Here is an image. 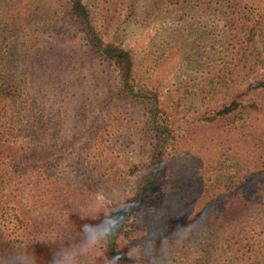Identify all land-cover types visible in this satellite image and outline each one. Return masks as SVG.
Returning a JSON list of instances; mask_svg holds the SVG:
<instances>
[{
	"label": "trees",
	"instance_id": "16d2710c",
	"mask_svg": "<svg viewBox=\"0 0 264 264\" xmlns=\"http://www.w3.org/2000/svg\"><path fill=\"white\" fill-rule=\"evenodd\" d=\"M18 6H22V0ZM205 7L215 8L224 22L220 41L227 46L231 64L228 72L223 70L226 79L222 74L223 80L217 81L218 92L230 93H224L215 107L194 119L212 130V138L213 128H219V143L238 137L247 168L241 171L239 181L233 183L228 177L219 189L210 182L212 166L206 164L200 176L197 174L199 181L185 190L181 185L184 180L170 169L166 153L174 124L161 121L166 112L156 88L136 90L135 60L120 43L117 31L129 24L157 22L170 9H187V13L196 15ZM247 8L252 9L250 15ZM46 13L42 17L46 19L44 29L50 31L46 41L53 38L56 47L42 51L43 56L52 58L49 65L44 60L42 63L48 71L50 92L55 91L56 97L61 92L68 94L70 80L66 73L72 75V64L80 63L84 68L88 62H95L114 67L122 94L145 100L148 107V124L154 135L151 169L122 206L108 215L103 239L106 259L112 264H141L132 252L121 255V248L130 247L121 239L126 237L133 215L144 211L150 191L169 173L166 186L174 197L180 195L182 206L205 211L208 217L200 225L207 234L196 244L198 253L185 264H264V0H60L53 13ZM78 38L80 47L72 44ZM25 58H31L30 52ZM4 60V53H0V264H25L26 259L32 264H52L53 240L62 233V226H70L67 218L80 198L76 189L55 176L63 160L55 148L63 118L60 120L59 112L45 117L36 110L39 103L30 84L38 78L40 69L30 64L21 69L5 67ZM206 143L210 144V138ZM36 154L41 158H34ZM36 159L40 163L34 166ZM31 203L51 205L55 212L41 220L33 219ZM7 216L20 220L18 231L5 228ZM135 222L138 224L137 219ZM149 231L155 233L156 229ZM171 236L162 238L163 249L173 246L175 237ZM168 262L175 264L165 257L161 261Z\"/></svg>",
	"mask_w": 264,
	"mask_h": 264
},
{
	"label": "rangeland",
	"instance_id": "374dc122",
	"mask_svg": "<svg viewBox=\"0 0 264 264\" xmlns=\"http://www.w3.org/2000/svg\"><path fill=\"white\" fill-rule=\"evenodd\" d=\"M20 2L0 0V53H4L5 67L21 69L30 64L40 69L36 73L38 78L30 85L34 100L45 110H36L45 117L59 112L60 120L63 118L55 146L63 160L55 176L76 189L80 197L67 218L70 226H62V233L59 231V237L53 240L52 264L68 253L72 254L74 264H112L103 252L108 215L122 206L151 169L154 135L148 124L146 101L126 98L117 70L95 62H88L84 68H80V63L72 64V75L66 73L69 93L61 92L56 97L55 91L50 92L48 71L43 67L52 58L42 53L56 47L53 38L46 41L50 31L44 29L46 19L42 17L46 12L53 13L60 0H22V6H18ZM214 9L205 7L196 15L187 13V9H170L157 22L129 24L117 31L120 43L132 52L135 60L136 90L156 88L166 112L160 119L174 124L166 153L170 169L184 180L181 185L185 190L199 181L197 174L206 164L212 166L210 182L219 189L228 177L233 183L239 181L241 171L247 168L242 161L245 150L238 137L230 138L226 144L219 143V128H213L212 138V130L194 119L230 93L218 92V81L223 80L222 74L226 79L223 70L228 72L231 63L227 46L220 41L224 22ZM246 10L250 15L252 9ZM72 44L80 47L82 41L78 38ZM26 52L31 54L29 60L25 58ZM209 138L210 144L206 143ZM34 158L41 156L36 154ZM215 161L218 163L213 164ZM39 163L40 159H36L34 166ZM165 174L169 178V173ZM167 177L150 191L144 211L133 215L126 227V237L121 239L132 247L130 252L141 264H165L161 263L164 257L175 260V264H185L196 256V244L207 234L200 227L208 219L205 211L182 206L180 195L174 197L166 186ZM29 210L33 219L38 220L55 212L54 207L43 203H31ZM7 219L5 228L18 231L20 220L8 216ZM152 227L155 233H149ZM171 235L175 237L173 246L163 249L162 238Z\"/></svg>",
	"mask_w": 264,
	"mask_h": 264
},
{
	"label": "clouds",
	"instance_id": "9594fccd",
	"mask_svg": "<svg viewBox=\"0 0 264 264\" xmlns=\"http://www.w3.org/2000/svg\"><path fill=\"white\" fill-rule=\"evenodd\" d=\"M114 219H118V218H114ZM121 229H123L125 227V225L121 226L118 225ZM168 243H171V241H169ZM120 253L122 256H128L130 255V250L128 247H123L120 249ZM25 264H32L30 259H26ZM57 264H74V261L72 260V254L68 253L65 256H63L60 260L57 261Z\"/></svg>",
	"mask_w": 264,
	"mask_h": 264
}]
</instances>
